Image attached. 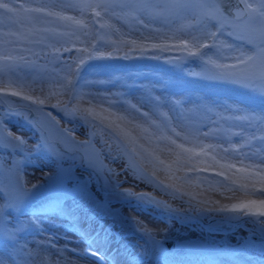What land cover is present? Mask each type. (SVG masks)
I'll list each match as a JSON object with an SVG mask.
<instances>
[{"label": "snow or ice", "instance_id": "obj_1", "mask_svg": "<svg viewBox=\"0 0 264 264\" xmlns=\"http://www.w3.org/2000/svg\"><path fill=\"white\" fill-rule=\"evenodd\" d=\"M225 35L231 43L222 39ZM145 56L176 65L198 57L200 71H188L190 76L233 82L264 96V0L229 4L223 0H0V99L7 105L0 112V142L27 155L49 147L47 132L53 127L62 139L74 140L73 129L63 127L48 108L68 117L84 116L97 127L106 125L108 151L128 155L138 175L145 172L141 163L151 165L152 183L160 181L159 171L167 173L170 179L162 181L161 190L187 195L189 204L225 218L246 214L264 232V111L203 99L186 103L184 97L155 95L157 85L151 82L141 85V95L133 103L124 86L134 82L121 75L80 82L82 67L92 59ZM116 81H120L113 88L116 91L96 87ZM86 97L91 99L85 102ZM32 112V123L40 129L35 146L4 123L12 113L28 117ZM113 137L119 148L113 146ZM163 153L169 159H161ZM56 158L63 159L59 153ZM22 163L23 157L17 155L6 169L12 180L0 206V231L13 240L29 222L9 227L6 209L36 187L24 178ZM120 176L115 174L114 180L121 191L158 207H171L149 192L124 187ZM204 192L219 193L228 202L213 200ZM238 192L244 196L237 198ZM129 219L152 246L159 243L151 229L135 217ZM53 240L54 236L45 235L27 251L26 244L20 245L15 251L24 258L15 264H50L45 255L49 251L61 257L57 264H79L67 245L57 247ZM0 264L13 261L0 255Z\"/></svg>", "mask_w": 264, "mask_h": 264}, {"label": "rangeland", "instance_id": "obj_2", "mask_svg": "<svg viewBox=\"0 0 264 264\" xmlns=\"http://www.w3.org/2000/svg\"><path fill=\"white\" fill-rule=\"evenodd\" d=\"M113 23L118 28L116 22ZM115 38L114 36L113 39ZM222 39L232 42L227 35ZM200 65L201 61L198 57L182 62V65L170 64L164 59L150 56L92 59L82 67L80 82L90 78L108 80L122 73L121 76L129 82H134L124 86L129 99L139 98L142 92L141 85L151 82L157 85V91L160 88L161 94L175 95V99L190 94L191 100H186V103L199 102L203 99L214 105H224L227 102L255 112L264 111V96L251 89L233 82L190 76L188 71L198 72ZM119 83L120 81H116L96 87L102 91H110ZM159 83L163 85H158ZM6 107L5 102L0 99V112ZM185 107L191 105L185 104ZM47 110L60 120L63 127L73 129L74 140L62 139L53 127L47 132L49 147H41L27 155L20 149L13 150L0 142V206L5 204L3 196L12 180L6 169L17 155L23 157L24 178L31 181V184H36V187L15 206L6 209L5 215L9 227L21 222L29 223L17 233L15 240L0 231V255L7 256L15 264V261L24 258L22 252L15 251L20 245H27L25 251L34 249L36 242L43 240L47 235L55 237L52 243L57 247L67 245L71 257L79 260L80 264H117L109 252L98 250V244L91 245V241L99 235V244L115 243V249L136 264H172V262L180 264L183 261L189 264L198 260L203 261L199 264H216L214 260H217L218 264H264V232L253 224L246 214L225 218L217 212L208 215L178 213L130 196L115 187V181L107 179L110 177L109 168L117 172L120 168L112 162L113 156L110 155L105 144L106 139H109L108 131L103 130L106 125L97 121L100 127L86 126L79 118L66 117L55 109ZM32 114H34L33 118H31ZM33 119H35L34 112L28 117L12 113L4 123L12 132L27 139L29 145L35 146L40 142V129L35 130L37 126L32 123ZM77 133L80 134V138H77ZM57 153L63 157L62 160L56 158ZM163 154L165 155L163 159H169L166 153ZM120 179L124 187L149 192L158 200L166 201L173 208L183 210L189 203L190 197L187 195L173 196L148 182H146L148 187H145V183H135L130 180L126 172L121 173ZM163 182L167 183V181ZM203 195L213 200H220L222 203L228 202L225 198L219 199L213 192H204ZM236 196L242 198L244 193L238 192ZM252 198L259 199L258 196ZM129 217H135L152 231L153 229L149 227L151 225L144 221L145 217L154 219L160 225L171 224L169 230L176 226L178 231L164 235L153 231L159 243L152 246L140 228L134 222H130ZM32 221L35 223H31ZM93 228L95 232L89 233ZM181 229L190 230L188 236H184L179 231ZM192 232L195 234L191 235ZM252 234L257 235L262 241L253 239ZM75 238L78 240H74ZM87 238L91 240H86ZM166 239L176 241L173 252H168L162 243V240ZM83 243L86 245L84 246ZM72 249L76 251L71 252ZM180 258L183 261H179Z\"/></svg>", "mask_w": 264, "mask_h": 264}, {"label": "clouds", "instance_id": "obj_3", "mask_svg": "<svg viewBox=\"0 0 264 264\" xmlns=\"http://www.w3.org/2000/svg\"><path fill=\"white\" fill-rule=\"evenodd\" d=\"M83 83H84V81L81 82V84H83ZM89 99H91V97H86L85 102H87ZM66 117H68V116H66ZM70 118H79L80 120L83 121V123L86 126L87 125H96L95 121H90L81 115H76V116L70 117ZM112 143L114 144L115 147L119 148V144L117 143L115 137H113ZM110 155L113 156L112 162L117 164L120 168L119 172H117L115 169H113V172H110V177H113V181H115L114 180L115 174H121V173L126 172L127 175L133 177L136 181L148 182V183L152 184L155 188L161 189V185H162L161 179H160V181H157L156 183H152L149 179L150 177H152L151 166L146 167L145 166L146 163H141V167H143L145 169V172H144V175H138L136 170L131 165L128 155L124 154L123 152L110 153ZM164 209L170 210L173 212H178V213H189V214H193V215H208V214H210V212H208L207 210H202V209L196 207L194 204H189V203H188L187 207L183 210L179 209V208H173V207L164 208ZM170 227H171V224H169L167 226L166 230H169ZM36 244H37V242H36ZM45 255L48 257L50 264H57L58 261H61V257L55 255L52 251L46 252ZM33 259L39 261L41 259V257H34ZM79 264H80V262H79Z\"/></svg>", "mask_w": 264, "mask_h": 264}, {"label": "bare ground", "instance_id": "obj_4", "mask_svg": "<svg viewBox=\"0 0 264 264\" xmlns=\"http://www.w3.org/2000/svg\"><path fill=\"white\" fill-rule=\"evenodd\" d=\"M117 24V26H118V28H120L122 31H127V28H126V26H123L122 24H120V23H116ZM115 71H117V70H115ZM117 72H119V71H117ZM121 75H123L122 73H120ZM159 74H161L162 76H165L164 74H162V73H159ZM158 85H163V84H161V83H159ZM157 91V90H156ZM161 94V91H160V88L158 89V91L155 93V95H160ZM175 96V95H174ZM183 97L185 98V101L187 100H191V98H190V94H188L187 96H180L179 97V99L180 100H182L183 99ZM132 101H135V100H132ZM145 110H147V109H145ZM257 112V111H256ZM80 136V134L79 133H77V138H80L79 137ZM206 142V141H205ZM208 142H210V141H208ZM207 142V143H208ZM189 146H191V145H189ZM163 157H165V155L163 154L162 155V159H163ZM146 167L147 166H151L150 164H148V163H146V165H145ZM126 175H127V173H126ZM128 176V178L130 179V180H132L133 182H135V183H145V187H148V184L146 183V182H143V181H136L133 177H131V176H129V175H127ZM158 176H159V178L161 179V180H163V181H169V179H170V177L168 176V174L167 173H165V172H163V171H159L158 172ZM136 186H139V184H135ZM195 191H198L199 189H194ZM214 195L216 196V197H218L219 199H221V198H225L224 196H221L219 193H214ZM220 195V196H219ZM223 201H226V200H223ZM144 221L148 224V225H151V226H149V227H151L152 229H153V231H155L156 233H158L159 235H164V234H171L172 232H175V231H178L177 229V227L176 226H173L172 227V229H170V230H166L167 229V226H165V225H160L159 223H157V221H155L154 219H150V218H147V217H145L144 218ZM181 233H183L184 234V236H188V234L190 233V230H179ZM95 231H94V228L91 230V232H89V233H94ZM194 232H192L191 233V235L193 234ZM195 234V233H194ZM90 235V234H89ZM74 240H78V238H75ZM99 240H100V236L99 235H97L95 238H94V240L93 241H91V245H97L98 244V250H104V251H106V252H109L111 255H113V258H114V260H116L115 262L117 263V264H133V261H132V259H127V256H124V255H122L121 253H119V251H117V249H115V243L113 244V243H111V242H105L104 244H99L100 242H99ZM84 244V243H83ZM86 244H84V246H85ZM102 247V248H101ZM106 252L104 253V254H106ZM179 261H183V259H178ZM196 261V260H195ZM219 262H220V260H218ZM199 262H203L202 260H198V261H196V262H192V263H189V264H196V263H198L199 264ZM213 262H215L216 264H218L217 263V260H214ZM182 264H187V261H183V262H181ZM180 263V264H181ZM207 263H209V261L207 262ZM172 264H178L177 262H175V263H173L172 262ZM223 264V263H222Z\"/></svg>", "mask_w": 264, "mask_h": 264}, {"label": "water", "instance_id": "obj_5", "mask_svg": "<svg viewBox=\"0 0 264 264\" xmlns=\"http://www.w3.org/2000/svg\"><path fill=\"white\" fill-rule=\"evenodd\" d=\"M235 0H223L224 4H229V3H234ZM254 239L256 240H262L260 238H257L256 236H254ZM163 244L167 247L168 250H173L175 248V242L172 240H165L163 241Z\"/></svg>", "mask_w": 264, "mask_h": 264}]
</instances>
